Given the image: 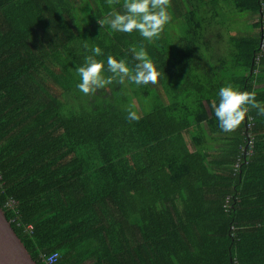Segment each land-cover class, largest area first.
I'll return each instance as SVG.
<instances>
[{
  "label": "trees",
  "instance_id": "1",
  "mask_svg": "<svg viewBox=\"0 0 264 264\" xmlns=\"http://www.w3.org/2000/svg\"><path fill=\"white\" fill-rule=\"evenodd\" d=\"M182 1L148 41L99 24L124 0H0V208L36 264H264V115L225 133L211 107L226 83L264 105V0ZM95 46L105 68L143 46L161 93L85 96Z\"/></svg>",
  "mask_w": 264,
  "mask_h": 264
},
{
  "label": "clouds",
  "instance_id": "2",
  "mask_svg": "<svg viewBox=\"0 0 264 264\" xmlns=\"http://www.w3.org/2000/svg\"><path fill=\"white\" fill-rule=\"evenodd\" d=\"M109 5L119 3L120 0H107ZM170 0H124L123 12L113 10L109 15L99 20L102 28L109 25L113 31L131 34L136 31L145 40L151 41L159 38L164 26L170 21L168 8ZM87 48V45H85ZM134 59L138 61L130 68L124 59H116L113 55L107 56L105 61L97 59L101 56L102 49L95 46L91 49L92 54L85 56L82 66L75 69L80 77L77 88L85 96H93L98 90L110 91L113 83L124 85L130 81L136 85H155L161 75L152 59L149 58L147 50L141 46L137 51L132 48ZM105 72L110 75H105ZM219 103L213 102L215 116L219 122V128L230 133L235 131L246 119L250 109H256L258 115H264V105L256 100L255 91H241L232 83H226L219 89ZM135 104L129 106V121H138L140 116L136 111Z\"/></svg>",
  "mask_w": 264,
  "mask_h": 264
},
{
  "label": "water",
  "instance_id": "3",
  "mask_svg": "<svg viewBox=\"0 0 264 264\" xmlns=\"http://www.w3.org/2000/svg\"><path fill=\"white\" fill-rule=\"evenodd\" d=\"M0 264H36L0 208Z\"/></svg>",
  "mask_w": 264,
  "mask_h": 264
},
{
  "label": "rangeland",
  "instance_id": "4",
  "mask_svg": "<svg viewBox=\"0 0 264 264\" xmlns=\"http://www.w3.org/2000/svg\"><path fill=\"white\" fill-rule=\"evenodd\" d=\"M77 1V0H76ZM177 8L176 13H174V9ZM116 11L118 12H123V7L117 9ZM185 11V4L182 0H170V6L168 8V13L170 14V21L164 26L166 30H168V32L170 33L171 36L176 34V24L179 21H182V15L180 13H184ZM258 19H256V17L253 18H245V17H238L236 18V26L238 28H236V30H234L235 33L239 34V35H243V34H249V33H253V31L251 30V28L247 27L255 22H257ZM230 27V26H229ZM257 29L254 30V33L256 32ZM138 51V50H137ZM259 74H262L261 72H259ZM264 76V74H263ZM153 87H156V89L161 93V90L159 88V86L152 85ZM135 104V110L137 112L138 115H141V111L138 107V104L136 103V101L134 99H131V105Z\"/></svg>",
  "mask_w": 264,
  "mask_h": 264
},
{
  "label": "built area",
  "instance_id": "5",
  "mask_svg": "<svg viewBox=\"0 0 264 264\" xmlns=\"http://www.w3.org/2000/svg\"><path fill=\"white\" fill-rule=\"evenodd\" d=\"M250 145H251V143H250ZM247 147H248V146H247ZM250 147H251V146H250ZM245 148H246V147H245ZM245 148L241 150V151H243V153H242L243 156H245V155L248 154V152L245 151ZM244 154H245V155H244ZM2 185H3V179H2V175H1V173H0V189L2 188ZM52 260H54V256H51V257L49 258V261H52Z\"/></svg>",
  "mask_w": 264,
  "mask_h": 264
}]
</instances>
